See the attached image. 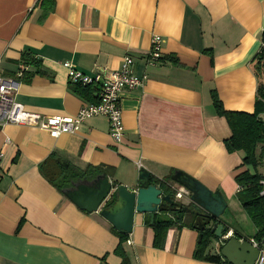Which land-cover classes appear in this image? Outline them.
Returning <instances> with one entry per match:
<instances>
[{
	"label": "crops",
	"instance_id": "0c3cea01",
	"mask_svg": "<svg viewBox=\"0 0 264 264\" xmlns=\"http://www.w3.org/2000/svg\"><path fill=\"white\" fill-rule=\"evenodd\" d=\"M42 1L0 0V78L19 81L16 100L27 111L73 116L96 101L95 87L90 98L71 89L66 61L92 75L119 69L131 55L135 74L147 79L121 93L119 145L105 116L56 138L34 126L0 128V264H218L196 256L194 214L185 212L160 247L152 224L164 211L154 219L135 213L124 258L116 252L119 230L65 195L102 174L133 191L143 169L150 183L174 188L180 172L221 191L231 235L255 239L257 228L237 198L244 152L227 150L232 130L216 112L213 91L225 110L254 112L264 0H54L50 9ZM153 35L164 39L163 56L147 64ZM25 53L37 66L24 62ZM219 247L212 240L207 252Z\"/></svg>",
	"mask_w": 264,
	"mask_h": 264
},
{
	"label": "water",
	"instance_id": "95a60500",
	"mask_svg": "<svg viewBox=\"0 0 264 264\" xmlns=\"http://www.w3.org/2000/svg\"><path fill=\"white\" fill-rule=\"evenodd\" d=\"M172 179L191 192L190 204L178 201L171 193L164 195L165 190L150 183V174L144 169L140 174L138 188L133 191L125 185L113 187L102 174L90 183H81L75 188L67 189L65 195L81 209L88 212L100 211L117 230L127 234L133 231L137 212L148 213L154 219L157 212L182 209L196 216L193 226L200 231L199 241L203 233L209 230L212 240L220 243L218 253L224 259V264H256L260 249L249 239L239 238L236 234L223 238L229 231V226L221 219L228 206L221 191L211 190L197 179L180 172L175 173ZM113 197L115 201L107 205Z\"/></svg>",
	"mask_w": 264,
	"mask_h": 264
},
{
	"label": "trees",
	"instance_id": "16d2710c",
	"mask_svg": "<svg viewBox=\"0 0 264 264\" xmlns=\"http://www.w3.org/2000/svg\"><path fill=\"white\" fill-rule=\"evenodd\" d=\"M50 2H52L54 6V0H43L42 6L46 7L47 3L46 9H50V6H48ZM262 41L263 47L261 53L256 57V63L254 64V72L258 78L257 99L254 112L248 113L225 110L215 91H213L216 112L219 115L227 117L232 130L231 137L225 140L227 150L230 153L236 151L244 152L243 165L247 166V170L242 171L235 178L236 182L241 187L237 198L257 228L254 240L260 247H262L264 243V195L261 194L263 187L260 183L264 177V173L259 171V168L264 164V37ZM23 60L26 64H33L36 66L38 64L35 57L27 53L23 55ZM24 75L26 76L27 74L24 73ZM91 87H95L96 90L98 89L95 85H71V89L84 98L91 97L93 93ZM94 97L95 99L97 98L96 94H94ZM42 168L43 170L46 169L44 165H42ZM153 183L162 187L167 193H171L174 197V191L165 180L155 181ZM114 201L115 198H111L108 205L112 204ZM184 213L185 211L182 209L176 211L167 210L162 213L163 215H159L155 219L152 227L154 230V244L156 246L161 247L164 245L167 231L171 227L178 225L182 226L179 222L183 218ZM116 233L120 238V243L116 252L125 258L122 245L128 239L129 234L120 231H116ZM211 241L212 235L209 230H206L197 245L196 256L209 262L224 264L225 261L219 253L210 254L207 252V248Z\"/></svg>",
	"mask_w": 264,
	"mask_h": 264
},
{
	"label": "built area",
	"instance_id": "2783aa9c",
	"mask_svg": "<svg viewBox=\"0 0 264 264\" xmlns=\"http://www.w3.org/2000/svg\"><path fill=\"white\" fill-rule=\"evenodd\" d=\"M164 39L160 35H153L151 39V50L147 57V64L157 63L162 59ZM68 71L69 82L81 86H97L96 101L83 105L73 116L63 115H42L27 111L24 106L16 100L19 81L13 78H0V128L8 124L26 125L38 127L47 131L51 137H59L66 133L77 132L83 123L95 116H105L109 121V133L113 142L121 144L124 137V126L122 110L120 106V96L125 89H135L144 85L147 76L139 77L135 74L134 59L131 55L123 58L121 67L116 70L107 67L99 68L94 74L88 75L78 70L71 62H64ZM23 69L17 73V78H21ZM264 195V177L260 181ZM175 198L183 200L185 196H190V191L181 185L174 187ZM231 232L223 235L226 239L231 236ZM131 241L129 240V243ZM252 244L260 249V255L256 264L264 263V243H258L252 239Z\"/></svg>",
	"mask_w": 264,
	"mask_h": 264
},
{
	"label": "rangeland",
	"instance_id": "374dc122",
	"mask_svg": "<svg viewBox=\"0 0 264 264\" xmlns=\"http://www.w3.org/2000/svg\"><path fill=\"white\" fill-rule=\"evenodd\" d=\"M259 171L264 173V164L259 168ZM184 201V200H183ZM243 208V207H242ZM244 210V209H243ZM249 219V218H248ZM250 220H248V223H251L249 222ZM245 224V223H244Z\"/></svg>",
	"mask_w": 264,
	"mask_h": 264
}]
</instances>
